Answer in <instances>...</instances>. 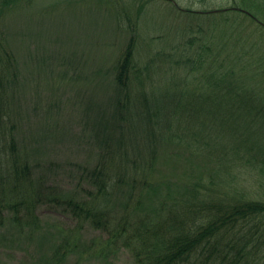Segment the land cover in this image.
<instances>
[{"label": "trees", "instance_id": "trees-1", "mask_svg": "<svg viewBox=\"0 0 264 264\" xmlns=\"http://www.w3.org/2000/svg\"><path fill=\"white\" fill-rule=\"evenodd\" d=\"M19 1L0 0V17ZM179 11L193 16L181 31V52L167 56L174 65L167 68L168 79L157 80L159 86L149 73L153 68L145 65L142 77L143 68L134 64L140 14L135 26L128 25L132 35L114 74L120 95L115 106L118 123L100 120L94 129L96 139H92L101 151L86 176L82 197L47 184L43 173L34 174L28 153L2 125L4 110L11 104L7 99L17 83V66L0 30V147L9 135L8 156L4 163L0 160L7 181L3 187L5 179L0 175V226L10 222L16 228H37V209L58 205L68 210L76 227L88 225L103 233L107 246L102 248L128 251L132 264H264V196L255 189L239 191L249 180L264 188V90L258 92L246 81L252 63L259 64L243 61L249 45L245 39L238 40L222 26L210 37L201 26L203 20L218 25L214 23L219 16L232 11L244 13L263 28L258 13H264V0H235L225 9ZM192 20L198 23L191 34ZM183 146L190 156L217 162V170L226 173L217 180L218 186L236 182L238 176L241 184L231 183L226 193L217 192L215 180L205 183L200 176L186 183L176 198L159 200L162 180L153 182L150 174L163 159L161 152L169 158L182 152ZM238 165L243 168L237 169ZM230 169L238 175H228ZM144 200L156 205L145 208ZM76 246L77 241L72 246L66 242L61 250L52 249L34 263L59 264Z\"/></svg>", "mask_w": 264, "mask_h": 264}, {"label": "rangeland", "instance_id": "rangeland-1", "mask_svg": "<svg viewBox=\"0 0 264 264\" xmlns=\"http://www.w3.org/2000/svg\"><path fill=\"white\" fill-rule=\"evenodd\" d=\"M233 3L235 0H20L6 9L0 17V30L5 33L4 42L16 60L17 83L7 99L11 104L4 110L1 120L2 125L15 134L23 153H28L33 173H43L47 184L60 187L70 196L85 195L86 176L101 151L92 139L95 138L94 129L100 120L118 123L115 106L120 95L114 74L117 61L132 35L127 27L135 24L138 14L134 52L137 62L134 64L153 68L149 73L159 86L157 80L168 79L167 68L174 65L167 56L181 52L184 46L181 31L189 26L188 18L193 16L179 9H225ZM258 14L264 20V13ZM219 18L214 23L218 25H213L212 20L201 22L206 35L212 37V32L222 26L231 36L246 40L249 45L244 49L246 58L243 61L253 59L259 64L252 63L246 81L262 93L264 27L241 12L230 11ZM194 21L189 27L191 34L198 23ZM218 36L224 34L218 32ZM213 38L218 39L217 36ZM144 71L143 68L142 77ZM145 83H149V79L146 78ZM130 122L127 119V124ZM8 140L9 135L0 147L3 163L5 154L8 156ZM180 150L182 152L169 158H164L168 153L161 152L163 159L150 174L153 182L162 180L159 200L176 198L186 183L200 176L205 183L215 180L213 186L217 192L226 193L231 183L241 184L238 176L236 182L218 186L217 182L226 173L218 171L212 157L197 159L187 154L184 146ZM0 171L5 179L1 166ZM230 173L236 172L230 169L227 174ZM2 185L7 186L6 179ZM243 187L248 193L255 189L264 196V188L257 186L255 181L242 182L239 191ZM143 204L145 208L156 205L149 200H144ZM36 213L39 217L37 228H16L10 222L0 226V264H35L41 261L44 253L50 254L56 248L61 250L59 246L66 242L72 246L74 241H77L76 249L67 251L59 264H132L125 249L102 248L107 246L102 240L103 233L88 225L76 227L68 210L58 205H43ZM83 244L89 247L84 249ZM88 251L98 252V255H90Z\"/></svg>", "mask_w": 264, "mask_h": 264}]
</instances>
